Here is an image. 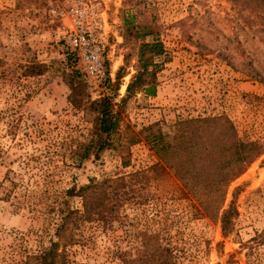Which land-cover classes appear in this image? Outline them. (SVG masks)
<instances>
[{"label":"rangeland","instance_id":"rangeland-1","mask_svg":"<svg viewBox=\"0 0 264 264\" xmlns=\"http://www.w3.org/2000/svg\"><path fill=\"white\" fill-rule=\"evenodd\" d=\"M104 2L109 73L94 89L57 38L59 22L45 0H0V264L49 244L69 188L117 176H132L122 206L105 219L81 223L77 242L67 249L71 261L264 264V154L227 190L224 208L234 200L238 210L227 233L220 221L195 217L167 175L152 180V174H140L160 161L143 138L150 125L167 143L180 145L184 120L223 115L240 138L264 142V2ZM146 26L153 35L143 36ZM154 40L164 46L149 66L156 72L155 94L140 86L129 93L141 45ZM72 73L93 100L111 97L120 117L98 158L71 154L90 142L96 127V113L71 102ZM69 199L83 208L80 196ZM150 247L165 253L155 256Z\"/></svg>","mask_w":264,"mask_h":264},{"label":"trees","instance_id":"trees-1","mask_svg":"<svg viewBox=\"0 0 264 264\" xmlns=\"http://www.w3.org/2000/svg\"><path fill=\"white\" fill-rule=\"evenodd\" d=\"M153 34L154 31L146 26L143 36ZM163 48V44L158 40L142 43L138 72L128 85L129 93L135 86H140L145 87L147 93L155 94L156 72L150 70L149 66L153 64L154 57L163 52ZM41 70L40 67L38 72ZM78 78H80L78 75L70 74L69 84L71 89L76 91L74 96L70 95L71 102L78 108L95 112L96 127L90 142L77 144L76 149L71 150V154L81 160L92 155L98 158L108 147L112 136L118 132L120 117L111 97L104 95L93 100L86 93L84 82L81 79L78 81ZM75 80L78 81L76 85ZM182 124L185 127L180 145L167 143L157 125L143 129L144 140L160 161L155 167L143 170L140 174H152V180L164 178L160 175H167L169 179L166 180L170 184L173 183L180 197L189 201L195 217L218 220L222 223L223 232L227 233L232 229L233 219L238 215L234 200L224 208L227 190L253 161L264 154V142L240 138L234 122L223 115L186 119ZM123 162L125 165L129 164L126 160ZM157 167L160 169L154 171ZM134 175L137 176L139 173ZM131 177L91 179L89 184L79 189L76 186L69 188L66 191L67 198L57 209L55 233L49 244L40 251L28 253L25 258L7 264H84L71 261L67 252L68 247L78 240L77 229L82 222L92 221L94 218L105 219L107 215L118 212L123 197L127 194ZM156 182L158 185L161 184L159 181ZM74 196L82 198V209L71 206L69 198ZM55 210V207L50 208V212ZM149 249L155 256L160 252V256L165 253V249L162 251L160 248Z\"/></svg>","mask_w":264,"mask_h":264},{"label":"built area","instance_id":"built-area-1","mask_svg":"<svg viewBox=\"0 0 264 264\" xmlns=\"http://www.w3.org/2000/svg\"><path fill=\"white\" fill-rule=\"evenodd\" d=\"M59 22L57 38L81 64L87 82L98 88L108 75L105 53L110 28L104 0H45Z\"/></svg>","mask_w":264,"mask_h":264}]
</instances>
